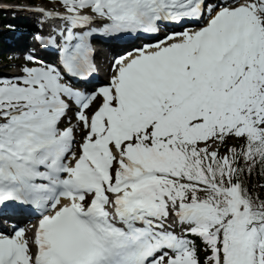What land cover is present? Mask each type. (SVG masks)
Listing matches in <instances>:
<instances>
[{"label":"snow or ice","instance_id":"snow-or-ice-1","mask_svg":"<svg viewBox=\"0 0 264 264\" xmlns=\"http://www.w3.org/2000/svg\"><path fill=\"white\" fill-rule=\"evenodd\" d=\"M16 10L35 27L0 69V264H264V0Z\"/></svg>","mask_w":264,"mask_h":264}]
</instances>
